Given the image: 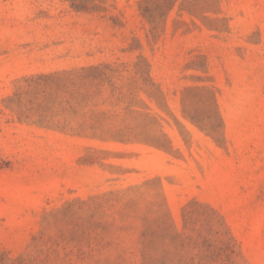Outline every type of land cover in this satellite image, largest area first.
Returning <instances> with one entry per match:
<instances>
[{
  "label": "rangeland",
  "instance_id": "1",
  "mask_svg": "<svg viewBox=\"0 0 264 264\" xmlns=\"http://www.w3.org/2000/svg\"><path fill=\"white\" fill-rule=\"evenodd\" d=\"M0 264H264V0H0Z\"/></svg>",
  "mask_w": 264,
  "mask_h": 264
},
{
  "label": "trees",
  "instance_id": "2",
  "mask_svg": "<svg viewBox=\"0 0 264 264\" xmlns=\"http://www.w3.org/2000/svg\"><path fill=\"white\" fill-rule=\"evenodd\" d=\"M3 167V160L1 159V156H0V168Z\"/></svg>",
  "mask_w": 264,
  "mask_h": 264
}]
</instances>
